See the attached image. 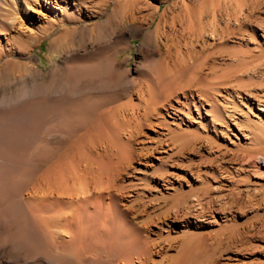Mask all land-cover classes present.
<instances>
[{"label": "rangeland", "instance_id": "rangeland-1", "mask_svg": "<svg viewBox=\"0 0 264 264\" xmlns=\"http://www.w3.org/2000/svg\"><path fill=\"white\" fill-rule=\"evenodd\" d=\"M20 1L0 4V264H121L111 238L72 222L62 189L110 177L147 187L140 201L161 215L152 264H264V0H61L31 14ZM133 148L161 152L162 170L137 156L119 171ZM159 191L212 204L186 228L192 216L163 218Z\"/></svg>", "mask_w": 264, "mask_h": 264}, {"label": "bare ground", "instance_id": "bare-ground-1", "mask_svg": "<svg viewBox=\"0 0 264 264\" xmlns=\"http://www.w3.org/2000/svg\"><path fill=\"white\" fill-rule=\"evenodd\" d=\"M6 1L7 2L11 1L12 2L13 0H0V4L1 5L2 4H6ZM42 1L43 2L38 3V1H35V0H23L25 5L27 6V10H26L27 13L31 14L30 13V9L34 8L32 6L42 7L43 9L44 8L48 9L50 7L49 3H52V2L53 3H58L61 0H42ZM12 5L14 6L15 4L12 3ZM9 10H11V9H9ZM14 10H15V8H14ZM24 11H25V9H24ZM7 12H9V11H7ZM15 23L17 24L18 33L23 34V33L26 32V29L24 28L25 25H24L23 22H21V21L17 22L16 21ZM23 31H25V32H23ZM27 31H28V29H27ZM107 67L109 69H113L114 68V64L111 62V63L107 64ZM256 99L258 100V103H259V106H260L262 112H264V94H262V95L260 94V95L256 96ZM137 110L138 109L136 108V111ZM150 112H152V111H150ZM131 123H132V121H131ZM146 123L147 122L145 121L143 123V125L145 126ZM147 125H150V124H147ZM135 127H137V124H136ZM135 127H133V128H135ZM133 128H130L129 131L127 132L128 133L127 136H128V138L130 140L131 139L134 140V138L137 139L135 136H137L140 133L139 132L140 130L136 132L135 130H133ZM140 143H138V144H140ZM143 145H144V143H143ZM131 146L132 145L130 143L129 148ZM135 150H137V149L135 148L134 150H127L128 153H126L124 151L125 152L124 163L122 162L123 164H121L120 163L121 161L119 162V164L122 165V166H120L119 171L122 170V171H124V173H125V170L129 171V168H131L130 167L131 164H133L134 161H137L136 160L137 156L139 158L146 156V153H143L142 151H140V154L137 155L138 153L136 154ZM141 150L144 151V149H141ZM156 152H157L158 155H159V153H161V152H158V151H156ZM154 154H155L154 152H151V154H149V155L147 154L148 156H146V157H149L150 160H157L158 161V168L161 169V167L165 164L164 160H166L167 157H165V156L161 157V156L154 155ZM156 169H157V166H156ZM85 170H89V169L87 168ZM153 170H155V169H153ZM66 171H65V173H66ZM76 173L74 174L75 176H73V177H75L77 179ZM108 173H110V172H108ZM114 173H115V171H114ZM163 173H164V170H163ZM81 174L79 176H81ZM112 174L110 176H112ZM122 174H123V172H122ZM61 175H62V173H61ZM61 175H60V177L62 178ZM159 175H161V174H159ZM113 176H115L114 178H116V175H113ZM118 176H120V175H118ZM66 177L68 178V176H66ZM107 177H108V175H107ZM166 177L167 176L164 175V180L163 181L166 184H168L169 178L167 180ZM118 178H120V177H118ZM66 179L64 178V180H62V181L60 180L61 181L60 185ZM69 179L72 180V177L69 178ZM103 179H104V177H103ZM110 179L112 180L111 177H110ZM73 180H74V178H73ZM111 180H107L106 182L105 181L104 182H100V184L97 183V181H96V183H94L95 184L94 187L88 186L90 188H88L86 190H84L81 186H76L75 184H71L70 183L71 185H68V183H66L67 180H66V182H64V184L66 183L67 185H63L62 189L64 190V193L68 196V199H69L70 203H72V205L76 206V207H74L76 209V211L73 208L75 212H74V217H73L74 221H72V222H75V223H78V221L81 222L80 218H82L83 219V223H86V225H87V230L88 229H91V230L94 229L97 233L98 232L99 233H104L105 237L107 235L109 237V239L111 238L110 241L112 242V244L109 246L110 248L107 247V249H109L110 252L113 251V254L116 257L119 258V259L118 258L117 259L122 261L121 264H152L153 263L152 257L155 254H159L160 251L157 250L156 247H154V243L149 241L148 236H147V234L149 232L148 231V227L153 222L160 221L161 220V215L160 214L159 215L155 214V215L149 216L150 212L147 213L148 212L147 211L148 210V206H146V204L144 203L145 202L144 198H143L144 202L140 201V198H142V197H140L139 190H145L147 187L146 188L145 187L140 188L139 187L140 184L137 181L136 182H128V181L127 182L126 181L125 182H123V181L117 182L114 179H113L114 181H111ZM96 184H98V185H96ZM145 184L146 183H144V185ZM86 185H91V184H86ZM49 186H48V189H49ZM50 187L52 188L53 186L51 185ZM45 189H47V188H45ZM205 189H207V188H205ZM48 191H50V190H48ZM43 193H44V191H43ZM53 193H55V192H48V194H53ZM159 195H161V196L156 198V207L157 208L159 207V209H161L165 205L167 206V208H165V210H164L165 214L162 215L164 219H168V218H171V217L176 219L177 217L182 216V214L185 215V216H189V217L192 216L193 217L194 220H186V221H184V223H185L184 225L186 226V228L188 226H190L192 223H194L196 225L201 224L203 222V218H205V214L207 213L208 205L211 206V204H212V199H210V198L208 199L207 197H203V196L198 195L197 191L194 192L192 196H190L191 200H189L190 198H187L185 194L178 195L177 198L175 199V201H174L173 197L172 198L169 197L170 199L168 197H165L161 193V191H159ZM51 197L53 198V196H51ZM167 198L170 201H168ZM49 199H51V198H49ZM43 201H45V198H44ZM46 201H47V199H46ZM63 201H64V199H63ZM66 208H67V206H66ZM153 208H155L154 205H153ZM65 209H64V211H65ZM16 215H17V213H16ZM138 215H140L142 217V221L135 222L136 220H134V219H136V217ZM170 215H172V216H170ZM122 220H123L124 224H122V222H121ZM149 228H151V227H149ZM122 242H125V244L123 245ZM118 243H122V246L121 245L119 246ZM16 246H17L16 249L21 251V248L20 247L18 248V245H16ZM114 249L116 251H114ZM113 254H112L111 257L114 256ZM184 254H185V252H184ZM190 255H191V253H190ZM161 258L163 260L164 257H161ZM168 258H167V260H169V261H167V262H169V263H166V264H170L171 261H175L174 262L175 264H185L183 262L184 259L182 257H178V258H175V259L174 258L173 259L172 258L168 259ZM218 261H214L212 264H218ZM118 263L119 262H117L116 264H118Z\"/></svg>", "mask_w": 264, "mask_h": 264}]
</instances>
